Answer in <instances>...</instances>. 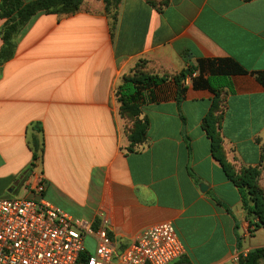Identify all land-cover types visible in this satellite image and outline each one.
Instances as JSON below:
<instances>
[{"label": "crops", "instance_id": "0c3cea01", "mask_svg": "<svg viewBox=\"0 0 264 264\" xmlns=\"http://www.w3.org/2000/svg\"><path fill=\"white\" fill-rule=\"evenodd\" d=\"M4 24L0 18V30ZM201 58H232L264 72V0H168L162 11L149 0H122L112 33L104 0H84L73 15L33 17L14 57L0 65V198L32 197L37 172L48 202L96 227L108 220L119 251L165 222L186 247L183 263L238 264L236 222L242 253L264 248L250 244L240 192L203 129L209 91L192 89L188 79L181 111L174 99L143 106L148 141L130 151L136 120L121 114L124 79L175 76ZM231 80L234 92L222 95L226 158L237 169L254 168L264 144V86L252 74ZM33 139L42 159L31 171Z\"/></svg>", "mask_w": 264, "mask_h": 264}, {"label": "trees", "instance_id": "16d2710c", "mask_svg": "<svg viewBox=\"0 0 264 264\" xmlns=\"http://www.w3.org/2000/svg\"><path fill=\"white\" fill-rule=\"evenodd\" d=\"M121 1L106 0L105 11L110 19L111 33L115 31L118 23V10ZM83 2L84 0H37L25 3L23 0H0V18L5 20V24L0 30V37L3 41V47L0 52V65H4L14 57L17 38L25 31L33 17L42 13L73 15L81 9ZM111 3L112 12L109 6ZM149 4L152 6L150 0ZM249 74L254 75L257 81L264 86V72H250L232 58H201L197 60L196 65L189 66L175 76H158L136 72L124 79L118 88V97L121 103L122 116L136 120V125L132 129L129 138L131 142L130 151H134L135 147L144 145L148 141L147 134L150 122L148 119H139L143 106L174 99L181 111V104L185 101L188 92V79L191 80L192 89L209 91L214 96L212 108L203 120V129L211 140L214 159L222 166L228 179L234 183L240 192L242 205L249 223L248 231L252 235L253 231L264 229L263 195L256 186L248 183L244 185V180H239V176L235 174L237 172L236 167L227 161L221 132V122L226 109L225 100L222 97L223 92L225 89H228L230 93L234 92L231 80L233 77ZM183 121L185 123L184 118ZM183 136L191 152V141L184 130ZM30 149L34 153V159L30 166V170L33 171L42 159V154L39 156V152L42 150L37 139H33L32 143H30ZM258 171L257 167H243L239 170L243 174L251 173L253 175L257 174ZM190 175L199 182V179L191 169ZM212 197L219 205L232 214L229 207L215 196ZM235 232L238 238V251H240L238 264H258L260 260H264V248L251 250L244 255L241 251L242 237L239 235V224L237 222ZM185 262L183 263L180 260L174 264H189V262Z\"/></svg>", "mask_w": 264, "mask_h": 264}, {"label": "built area", "instance_id": "2783aa9c", "mask_svg": "<svg viewBox=\"0 0 264 264\" xmlns=\"http://www.w3.org/2000/svg\"><path fill=\"white\" fill-rule=\"evenodd\" d=\"M34 175L32 197L0 198V264H174L186 255L169 222L144 230L119 251L108 220L96 227L70 216L46 200L47 181L42 173Z\"/></svg>", "mask_w": 264, "mask_h": 264}, {"label": "rangeland", "instance_id": "374dc122", "mask_svg": "<svg viewBox=\"0 0 264 264\" xmlns=\"http://www.w3.org/2000/svg\"><path fill=\"white\" fill-rule=\"evenodd\" d=\"M150 3L156 10L162 11L163 8L168 4V0H150ZM104 5H105V10H106V6H107L106 0H104ZM109 6H110V11L112 12L113 10L112 3L109 4ZM261 151H262L261 162L257 166L259 170L257 174L255 175L251 173L243 174V172H239L240 169H237V168H236L237 172H235V174L239 176V180H244V185L245 184L247 185L248 183L250 185L256 186L258 190L262 192L263 202H264V144L261 147ZM247 234H248V237L251 239L250 241L251 245H259L261 243H264V229L253 231L252 235L250 234L249 231H247ZM87 248L90 252H94L95 250L94 243L91 239L87 241Z\"/></svg>", "mask_w": 264, "mask_h": 264}, {"label": "water", "instance_id": "95a60500", "mask_svg": "<svg viewBox=\"0 0 264 264\" xmlns=\"http://www.w3.org/2000/svg\"><path fill=\"white\" fill-rule=\"evenodd\" d=\"M201 188H202V189H206L207 186H206L205 184H203V185L201 186Z\"/></svg>", "mask_w": 264, "mask_h": 264}]
</instances>
